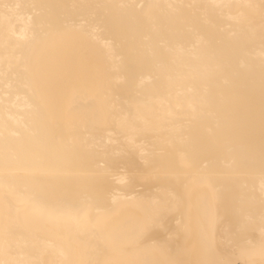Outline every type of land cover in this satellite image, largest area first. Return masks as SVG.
<instances>
[{
    "label": "bare ground",
    "instance_id": "6f19581e",
    "mask_svg": "<svg viewBox=\"0 0 264 264\" xmlns=\"http://www.w3.org/2000/svg\"><path fill=\"white\" fill-rule=\"evenodd\" d=\"M0 264H264V0H0Z\"/></svg>",
    "mask_w": 264,
    "mask_h": 264
}]
</instances>
